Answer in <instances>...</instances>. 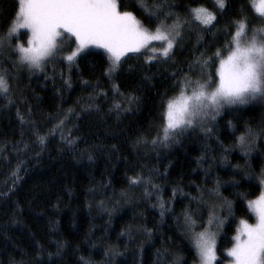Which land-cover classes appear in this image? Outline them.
I'll return each instance as SVG.
<instances>
[{
  "label": "trees",
  "instance_id": "1",
  "mask_svg": "<svg viewBox=\"0 0 264 264\" xmlns=\"http://www.w3.org/2000/svg\"><path fill=\"white\" fill-rule=\"evenodd\" d=\"M124 3L142 19L137 0ZM213 3L174 0V10L183 13L198 4L212 10ZM16 5L17 0H0V35L8 32ZM226 5L212 31L186 28L171 59L145 63L132 55L111 76L106 56L88 54L100 50H88L71 68L57 58L41 72L13 67L15 56L0 53V72L11 74L6 78L13 101L0 96V264H83L81 257L91 264H174L177 256L180 264H199L184 234L183 213L203 209L206 221L205 202L215 201L210 190L217 183L233 201L235 221L253 220L247 200L262 189L264 101L226 106L215 121L186 130L169 146L152 145L163 136L161 104L177 93V81L186 74L191 80L199 76V67L189 72V63L204 51L227 53L228 22L243 15L249 34L264 28L254 0ZM132 94L138 99L129 104ZM114 102L127 110L117 111ZM90 103L95 106L87 108ZM61 119L63 129L41 146L33 130L44 135ZM248 129L257 135L246 153L238 138ZM62 136L75 143L68 145ZM138 173L151 175L160 191L145 196L143 185L130 188L128 178ZM236 226L226 224L218 240L220 264L228 259L224 249Z\"/></svg>",
  "mask_w": 264,
  "mask_h": 264
},
{
  "label": "snow or ice",
  "instance_id": "2",
  "mask_svg": "<svg viewBox=\"0 0 264 264\" xmlns=\"http://www.w3.org/2000/svg\"><path fill=\"white\" fill-rule=\"evenodd\" d=\"M137 4L142 19L136 12L127 10L124 0H17L8 32L0 35V53L8 51L15 56L13 67H27L34 72L43 71L47 63L58 57L71 68L88 50L103 49L102 53L88 54L106 56L107 73L111 76L132 55L142 57L145 63L171 59L174 48L184 39L186 28L210 32L219 22V15L227 10L226 0H214L212 10L199 4L187 6L183 13L174 10V0H153L151 4L148 0H137ZM256 11L264 17V0H259ZM169 20L172 22L168 23ZM249 23L243 15L228 22L224 30L226 56L220 50L211 56L204 51L189 63V72L198 66L199 76L191 80L186 74L177 81L179 94L161 104L164 109L161 117L163 136L158 134L153 138V146L167 147L186 130L196 126L203 128L209 121H215L226 106L243 105L255 99L264 101V29H253L249 37ZM233 28L235 31L231 30ZM23 36H27L26 42L21 39ZM202 39L198 36L197 42ZM213 67L215 73L211 71ZM10 75L6 71L0 72V96L9 104L13 103L10 79L6 78ZM113 89L118 92L116 85ZM137 99L134 94L126 97L129 104ZM94 106L90 103L86 107ZM114 107L117 111L123 109L121 102H114ZM65 123L64 119L59 120L44 135L38 128L34 129L36 141L44 146L46 138L62 130ZM256 135L248 129L238 138L246 153L254 145ZM62 138L68 145L75 143L71 136ZM261 177L260 183L264 186V172ZM128 180L130 188L143 185L145 196L160 191L159 186L152 183L151 175L145 177L138 173ZM210 191L215 201L205 202L208 204L206 221L203 209L196 214L190 210L183 213L184 234L195 250L199 264H220L218 240L226 224L232 222L237 226L231 246L224 249L226 257L230 258L227 264H264V188L255 199L247 200L255 222L243 218L235 221L233 201L221 194L219 183ZM121 195L127 197L126 192ZM243 195L246 198L247 194ZM159 206L163 215L167 210L165 202L161 201ZM221 210L227 215H221ZM57 247L63 245L58 243ZM81 260L83 264H91L83 257ZM174 264H180V257L174 258Z\"/></svg>",
  "mask_w": 264,
  "mask_h": 264
},
{
  "label": "rangeland",
  "instance_id": "3",
  "mask_svg": "<svg viewBox=\"0 0 264 264\" xmlns=\"http://www.w3.org/2000/svg\"><path fill=\"white\" fill-rule=\"evenodd\" d=\"M258 3H259V0H254V7H255V10H256V6H258ZM257 12V11H256ZM257 13H259V12H257ZM264 29V28H263ZM248 35H249V37L252 35V34H249V30H248ZM92 49H95V50H100V51H102L103 52V49H97V48H92ZM91 50V49H90ZM224 56H226L227 55V53H225V54H223ZM58 59H59V57H58ZM57 60V59H56ZM55 60V61H56ZM55 61H52V62H49L48 64H52V63H54ZM218 63H219V61H217V63H216V65L218 66ZM211 71L213 72V73H215V71H216V69H215V67H213L212 69H211ZM35 72H41V71H35ZM179 92H180V87L178 88V90H177V93L173 96V97H171V98H174V97H176L178 94H179ZM255 100H257V99H255ZM168 101V100H167ZM251 101H254V100H251ZM251 101H249V102H251ZM262 188H264V186H262ZM262 190V189H261ZM256 198V197H255ZM255 198H253V199H255ZM250 211V210H249ZM252 214V213H251ZM252 216H253V220H249V219H247V218H243V219H247V220H249V222H255V217H254V215L252 214ZM239 219H241V218H239ZM238 219V220H239ZM207 220V219H206ZM199 230V229H198ZM218 259H219V261L221 260V258H220V256H219V254H218ZM228 259H230V258H228ZM227 259V260H228ZM227 260H224L223 261V264H227ZM199 262V261H198Z\"/></svg>",
  "mask_w": 264,
  "mask_h": 264
}]
</instances>
